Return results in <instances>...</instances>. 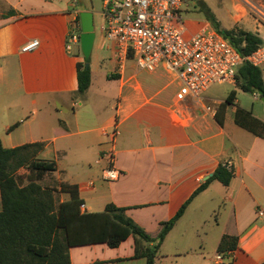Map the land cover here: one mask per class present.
<instances>
[{"label":"crops","instance_id":"1","mask_svg":"<svg viewBox=\"0 0 264 264\" xmlns=\"http://www.w3.org/2000/svg\"><path fill=\"white\" fill-rule=\"evenodd\" d=\"M85 1L0 0L4 147L45 142L39 157L55 161L57 170L46 174L43 184L57 189L61 183L76 185L88 212L103 211L109 203L127 208V215L153 237L208 183L167 235L155 264H264V138L236 122L239 108L264 122V99L254 93L262 102L247 105L241 94L249 93L228 84L230 93L237 91L234 103L225 105L230 94L212 100L206 95L210 87L202 102L179 101L173 75L163 68L139 71L133 59L121 66L115 42L104 35L99 50L105 52L106 81L98 82L90 64L91 86L79 94L77 66L84 57L79 44L72 51L67 45L80 13L93 12ZM197 2L222 29H244L264 41V21L254 11L264 8V0ZM187 21L190 32L211 24L202 15ZM33 40L39 47L23 52ZM207 105H213L214 113L206 111ZM117 121L121 135L115 164L122 175L108 182L102 178L106 163L98 160L109 147L105 131ZM220 165L233 172L229 185L212 180ZM60 198L66 201L69 195ZM225 236L237 238V247L218 261ZM134 247L133 237L117 248L73 247L71 264H146L145 258H133Z\"/></svg>","mask_w":264,"mask_h":264},{"label":"trees","instance_id":"2","mask_svg":"<svg viewBox=\"0 0 264 264\" xmlns=\"http://www.w3.org/2000/svg\"><path fill=\"white\" fill-rule=\"evenodd\" d=\"M202 9L215 30L244 58L237 71L236 88L258 93L264 99V69L253 66L246 59L264 45L263 39L257 33L240 28L222 29L215 15L204 5ZM86 62L90 63V60L84 59L77 66L78 93L81 95L89 90L92 83L91 67H86ZM236 96L237 91L233 90L225 105L234 103ZM236 122L264 138V122L252 112L239 108ZM45 146V142H36L6 148L0 139V264H71L73 247L106 244L117 248L130 237L135 241L133 258H145L146 264H155L167 235L193 198L208 184L199 187L175 217L162 223L159 235L153 237L127 215V208L109 203L103 211H82L84 201L76 185L61 183V188L57 189L43 184L44 176L57 170L55 161L39 157ZM21 169H26L29 174L19 175ZM232 177L233 172L220 165L212 180L229 185ZM61 193L68 194L69 199L61 201ZM236 247L237 238L225 236L219 253H227Z\"/></svg>","mask_w":264,"mask_h":264},{"label":"built area","instance_id":"3","mask_svg":"<svg viewBox=\"0 0 264 264\" xmlns=\"http://www.w3.org/2000/svg\"><path fill=\"white\" fill-rule=\"evenodd\" d=\"M182 6L183 0H103L102 34L115 42L121 66L127 59H133L139 71L155 72L163 68L179 85V101L202 102L210 86L236 83L244 58L211 24L190 32ZM254 11L264 21V10L255 7ZM80 35L81 21L77 20L68 38V51L80 45ZM39 44L38 40H33L24 45L22 51L33 52ZM246 59L264 69V45ZM205 109L214 113L213 105ZM120 135L118 121L105 131L109 147L98 163H106L102 178L108 182L117 181L122 175L115 164ZM88 185L93 187L94 182ZM81 209L85 211V204ZM228 254L231 256L233 252ZM215 258L220 261L224 257L218 253Z\"/></svg>","mask_w":264,"mask_h":264},{"label":"rangeland","instance_id":"4","mask_svg":"<svg viewBox=\"0 0 264 264\" xmlns=\"http://www.w3.org/2000/svg\"><path fill=\"white\" fill-rule=\"evenodd\" d=\"M85 2L92 9L94 13V25H95L96 35H97L96 42L94 45V50L90 58V64H93L94 74L98 82L102 81L104 83L106 81L104 77V74L106 72V67L103 64L102 57L105 55L104 54L105 52L102 53L99 50L100 40L103 37V34H102V26L104 24V17L102 15L103 0H86ZM1 9L2 8L0 6V12H1ZM261 9L264 10V8H261ZM182 12H183L184 17L187 19H192V18L199 17L200 15L202 16L205 15L202 9V4L197 2V0H183ZM76 48H79V47H76ZM230 87L231 85H228V84L226 85L215 84V85L210 86L209 91L206 95L212 100H222V99H225L226 94H230ZM241 95H243L241 96L242 102H244L247 105H251L255 101L259 103L262 102L260 97L256 99L255 97L256 95L252 93L241 94Z\"/></svg>","mask_w":264,"mask_h":264},{"label":"water","instance_id":"5","mask_svg":"<svg viewBox=\"0 0 264 264\" xmlns=\"http://www.w3.org/2000/svg\"><path fill=\"white\" fill-rule=\"evenodd\" d=\"M80 21H81L80 47L84 59L88 61L91 58L97 37L95 31V25H94L93 12L91 11L81 12ZM86 67H90L89 62H86Z\"/></svg>","mask_w":264,"mask_h":264}]
</instances>
